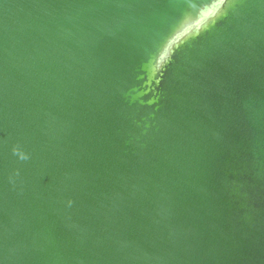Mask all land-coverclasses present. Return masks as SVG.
<instances>
[{
  "label": "water",
  "instance_id": "obj_1",
  "mask_svg": "<svg viewBox=\"0 0 264 264\" xmlns=\"http://www.w3.org/2000/svg\"><path fill=\"white\" fill-rule=\"evenodd\" d=\"M0 264H264V0H0Z\"/></svg>",
  "mask_w": 264,
  "mask_h": 264
}]
</instances>
